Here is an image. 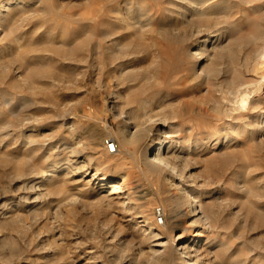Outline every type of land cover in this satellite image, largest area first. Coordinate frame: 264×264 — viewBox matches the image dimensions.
I'll return each instance as SVG.
<instances>
[{
	"label": "rangeland",
	"instance_id": "374dc122",
	"mask_svg": "<svg viewBox=\"0 0 264 264\" xmlns=\"http://www.w3.org/2000/svg\"><path fill=\"white\" fill-rule=\"evenodd\" d=\"M192 1L11 0L2 6L0 237L8 230L16 234L19 253L5 255V249L0 248V264H131L153 244V237L136 226L141 218L152 226L158 225L170 241L181 232L171 220L170 210L175 203L168 199L172 190L164 179L167 172L148 169L140 162L139 153L138 158L128 156L118 139L121 119L141 113L137 103L126 104L127 99L142 97L151 100L148 108L153 110L147 113L159 112L167 120L153 127V138L170 125L181 141L195 137L197 129L192 130L191 124L208 134V139L198 143L199 147L208 145L207 151L196 149L186 155V163H177L183 184H190L200 196L206 211V233L214 237L211 252L207 246L201 247L206 249L202 252L203 264H264V128H260L264 124L260 122L264 120V86H259L251 108L233 115V119L228 116L231 120L223 124L209 110L207 114L197 112L207 96L215 95L213 80L205 83L204 79L188 75L194 64L199 70L201 64L210 61L188 52L199 49L205 37L211 39L219 33L212 38L217 44L215 49L207 51L212 60L217 59L216 68L222 72L218 80H232L236 70L239 72L235 81L255 85L256 65L259 59L264 60V38L257 39L259 30L264 34V0H208L209 11L219 22L201 25L203 34L198 38V27L188 26L196 18L195 10H190ZM9 17L17 28V41L6 29ZM46 32L82 46L71 53L56 54L44 42ZM32 36L35 39L31 40ZM36 60L52 72L31 75L28 67ZM176 109L178 113H174ZM118 111L122 112L120 118ZM172 119L175 123L169 122ZM73 121L85 138L84 155L78 159L49 145L46 149L36 143L25 147L29 138L46 135L48 140L57 139L69 131L66 126ZM65 122L66 126L60 125ZM229 126L240 133H229V141H224L226 138L219 132L229 131ZM106 140L115 143V152L108 154L103 148ZM57 143L55 140L52 144ZM13 144L16 147L8 149ZM67 157L74 160L70 162L75 172L72 175L62 169L61 162ZM90 157L91 166L86 170L84 164ZM55 162V175L46 177L48 180L41 183L39 190L26 192L41 168L45 170ZM95 167L99 175L106 174L117 183L125 177L123 183L132 203H123L126 200L117 198L118 193L111 195L109 183L97 188L96 178L87 181ZM92 188L95 189L89 192ZM33 196L38 200L26 207L25 199ZM211 200L218 203L219 221L208 230L207 225L212 223L208 217ZM133 204L142 217L128 215L124 207L128 209ZM156 206L163 209V223L154 217ZM179 208L181 213L187 209L184 204ZM2 215L6 216L4 220ZM12 237L9 242L14 241Z\"/></svg>",
	"mask_w": 264,
	"mask_h": 264
},
{
	"label": "bare ground",
	"instance_id": "6f19581e",
	"mask_svg": "<svg viewBox=\"0 0 264 264\" xmlns=\"http://www.w3.org/2000/svg\"><path fill=\"white\" fill-rule=\"evenodd\" d=\"M2 1H1L2 2V6H4L6 3H10L11 2V0H2ZM198 1H200V0H193L192 1L193 3L190 4L191 5L190 8H193V9H190V10H192V11L195 10L194 13H195L196 18L194 20H191V21L189 20L190 22L187 21L189 27L190 26L191 27H198L197 28V32L195 34V36L197 38L200 35L203 34V32H202L203 29L199 28L201 25L208 26V24H211V23H216L217 24V22H219V21H215L214 16H213L214 14L212 15L211 12L209 11L208 3H210V2H208V0H203V1L201 0V2H198ZM244 1L246 3L247 2H251V1L256 3L255 2L256 0H244ZM203 4H204V6L202 7ZM2 6H1V8H2ZM1 8H0V11H1ZM219 12H220V10H219ZM15 13H17V12L15 11ZM222 13H224V12H222ZM7 14H9V13H7ZM127 14H129V12H127ZM226 14L228 15V13H226ZM123 17H125V16H123ZM14 18H15V16H14ZM0 20H1L0 23L2 25L3 20L2 19H0ZM4 20L6 21V19H4ZM9 21H10V17L8 18V24H7L6 29H8V33L11 35V37H13L15 39V35H16L15 31H16L17 28L14 25V23H12V22L10 23ZM223 24H225V23H223ZM3 25H5V24H3ZM37 31H39V30H37ZM79 31H80V29H79ZM49 32H46V37H45V39L44 38L43 39H44V42L46 43L47 47L50 50H52L53 52H55L56 54L68 53V52L71 53V52H73L75 50L80 49V47L82 46L80 44L78 45V44L73 43L71 41L65 42V41H63L62 36H60L59 38H54L53 37L54 34L52 35ZM258 33H259V36L257 37V39L260 40L261 38H264V36H260L262 34V30H259ZM17 34L19 35V33H17ZM218 34L219 33L213 34L212 36L216 37V36H218ZM262 35H264V34H262ZM34 37H36V36H32L30 39L32 40V38H34ZM212 38L209 39V37H205L204 39H202L200 41L199 47H198L199 49L195 48L194 52H191V53L188 52V54H190V55H198L199 59H203L205 57H206V59L207 58L210 59V61H206V62H209V64H205V63L201 64V66H199V70H197L194 67V65H195L194 64L193 67H191V69L189 70L188 75H189V77H191V79H196V80H203L204 79L205 83H206V80H208V79H212L213 80L212 85H213V88H214V91H215V93H214L215 95H210V97L207 96L205 98V100L202 101V104L204 106L199 107L197 112L199 113V111L201 110V112L207 114L208 110H209V111H211L213 113V115L216 117L217 120H220L224 124L225 120H231V119H229L230 117H228V116H231V118L233 119L234 118L233 115H235V114L238 115L240 111L245 110L248 107L251 108L252 103H254L253 98H255L257 96V91L259 92V89H260L259 86H264V60H260L259 59V65L258 66L256 65V67H257L256 68L257 77L256 76H254V77H256L257 80L255 81L256 82L255 85L249 86V85H246V81H245V84H241L243 82L240 81V80L239 81H235L234 79L238 76V72H239V71H236V70L233 71L234 72L233 73L234 76L231 75V77H234L232 80L231 79L228 80L226 78L218 80L217 77L220 74L222 75V72L219 71L216 68L217 59L212 60L213 59L212 56H209V54H211V53L207 52L209 50L215 49V45H217V44H214L212 42V41H214ZM69 39H71V38H69ZM22 43H24V42H22ZM262 44H264V43H262ZM256 56H258V55L256 54ZM214 57H216V56H214ZM221 59H223V58H221ZM262 59H264V58H262ZM38 60L31 62L30 66L28 67L29 73L31 75H36V76L37 75H42V76L44 75L45 76L46 74H50V72H52V71L49 70V69H46L44 67L42 68L41 63ZM249 60H250V58H249ZM221 70H224V69H221ZM251 87H253V88H251ZM262 92H264V91H262ZM150 101L151 100L148 101L146 97H142L140 99H127L126 104L127 103L131 104V103L136 102L137 103V107H138V111H140L141 113H140V115L139 114L136 115V116L134 115V117L127 116L126 118H122L121 119V121H120V127L121 128L119 130L118 139L120 141V144L126 149V152H127L128 156H130V157H134L135 156L136 158H138V153H139L141 155V157L139 158L140 162H143L147 166L148 169H152L153 170L154 168H161L162 170L167 172L168 177H166L164 179L166 180L168 188L172 190V194L170 196H168V199H169V201L171 203H175L174 207L171 208V210H170L171 220H172L173 223H177L179 225V226H176V227L179 228L181 232H178L177 234H175L174 240L170 241V238L168 239L165 236L164 231H160L157 228L158 225L152 226V225H150L148 223V221H146V219L144 217H143V219L141 218V220L139 222H137L138 224L136 226L139 228L138 230L147 231L146 233H149L153 237V244H151L146 250L141 251L140 252V256L137 259H133L131 261L132 262L131 264H175L176 260L179 261L176 264H203L204 260H202V258H203V253L202 252H203V250L205 251L206 249L205 248H201V247L202 246H207L208 247V249H207L208 253L211 252L210 248H211V245H213V238L214 237L212 235H210L209 233L208 234L206 233L207 232V230H206L207 229L206 228L207 222L205 221V219H206L205 212L206 211H205L204 206L201 203L200 196L194 192V190H193L194 188L192 189L190 184H183V182L181 181V180H183L182 179V174H181V171H179V169L177 168V163H186L185 162L186 159H187L186 155L188 154V156H189L190 153H193V151L196 150V149H198L199 151L200 150L207 151L206 148H208V145L205 146V147H199L198 143H199L200 140L208 139V134H202L201 131L197 127H195V126H193V124H191V129L192 130L197 129L196 132H195L196 133L195 137L193 136L194 138L192 137L191 139H187L185 141H183V140L181 141V140H179L178 133H176V131H175V127L170 125V126L164 127L165 129L159 130L158 133L156 134V136L153 138L152 135H151V131H152L153 127L155 125H159V124L162 125L167 120L165 119L163 114H161L159 112H152V113H147L146 112V110L150 109V108H148V107L151 106V102ZM114 102H116V100ZM134 107H135V105H134ZM135 108H134V111H135ZM158 108H160V106ZM193 109H194V107H193V105H191L190 106V112H192ZM258 109L260 110V108H258ZM136 110H137V108H136ZM155 110H156V108H155ZM173 111H174V113H175V111H177V113H178L177 109L173 110ZM261 112H264V110H262ZM121 114H122V112L120 111L119 112V118H120ZM134 114H135V112H134ZM223 118H224V120H222ZM235 120H233V121H235ZM73 122H69V124L67 126L65 125L67 122H65L64 124L63 123L60 124L61 126L65 125L66 129H68L69 131H67L65 134H62L60 137H57V139L54 137V138H51L50 140H48V139H46V135H42L41 139H31V138H29V139H27V142L25 141L27 143V146H25V147H30V146H32V145H34L36 143V144H40L41 145L40 147L42 149H46V147H49V146H50L51 149L52 148H56V149L59 148L60 151L64 152L65 154H67V156L77 157V159H78L80 156L84 155L83 144H85L84 143V139L85 138H83V136H82L84 134L81 135V134L78 133L77 128H76L77 127L76 123L75 122L73 123ZM169 122L170 123H175V119H172ZM260 122H264V120H260ZM130 124L133 126L131 129H130ZM186 125H190V122L188 124H186ZM259 125L260 124H258L257 126H259ZM156 127L160 128V126L159 127L156 126ZM232 127H230L229 131H227V132L226 131H220L219 132V136H224V138H226V137H229L228 136L229 133H232L234 135L237 132L240 133V131H238V129L235 131ZM260 128H264V124H261ZM55 140L57 142H59V143L56 144V146H54L52 144L53 141H55ZM227 140H228V138H226L224 141H227ZM112 146L114 147L113 151L115 152L116 151L115 143ZM14 147H16V144H13L8 149H13ZM185 147H187L186 148L187 151H184ZM103 148L106 149L108 154L110 152L111 153L113 152V151L109 150V148L106 145V143L104 144ZM28 155H29V153H28ZM109 157H107V158H109ZM91 159H93V158H91V157L88 158L87 161H86V164H84L87 167L86 170H88L90 168V166H91L89 164L90 162H92ZM71 161H74V160L73 159L70 160V157H67L66 160H62V162H61V164H64V167L62 169H65L66 172L71 173L70 175L75 173V172H72L73 170H72V168H70V162ZM56 163L57 162L51 163V164L49 163L50 167L48 166V168L46 169L45 168L46 166H45L44 167L45 170L43 168H41V171L39 170L40 172L37 173L36 178L34 180H32V182L28 186L26 192H28V193L30 192L31 193V192H35V191L39 190L42 187V186L40 187L41 183L43 181L48 180L46 177L54 176L55 175V171L58 170L57 169L58 166H57ZM68 173L67 174L65 173V174L68 175ZM95 178L97 179V183L99 184V186L97 188H101L103 185L109 183V186H111V189H110L109 193L111 195H112V193H116V194L118 193L117 195H119V196L116 195L117 198H123V199L126 200V202L122 201L123 203H128V204L132 203V202H130V199H132V197L131 198L129 197V192L126 191L125 183H123V180H125V177L124 178L122 177L123 178V179H121L122 181L117 183V181H113V179L112 180L108 179V176L106 174L99 175L98 174V168L95 167L94 171L90 174V178H87V181H91V180H93ZM127 186H128V183H127ZM94 189L95 188L90 189L89 192L93 191ZM25 200H26L25 206L28 207L30 204H33V203H35L38 200V196H33V197H30V198L25 199ZM180 204H184L185 208H187L185 210V212H183V213H181V209L179 208ZM217 204L218 203H216L215 200H211L208 203V217L212 220V223L207 225L208 226V230H209V228H215L216 226L213 223H216V222L219 221V218H218L219 215H218V211L216 209ZM134 205L135 204H133L132 206L128 205V209H126L124 207V209L127 210L128 215L132 216V217H135L137 215V213L140 211L139 210L137 212L138 208L136 207L137 208V210H136ZM29 213H30V211H29ZM13 214L15 215L16 213H13ZM2 217H3V220H4V217H6V216L2 215ZM136 217H142V216H140V214H139ZM128 218L129 217H127V219ZM5 223H7V222H5ZM136 226H135V228H137ZM3 228H5V227H3ZM15 229H16V227H15ZM15 229H12V230L17 233L18 231L15 230ZM184 231H187V232H184ZM142 235H143V233H142ZM12 236L14 237V239H13L14 241L9 242V241H11V240H9V238L12 237ZM31 237H32V235H31ZM17 240H18L17 235L16 234H14V235L11 234V230L10 231L8 230V232L6 231V232H4L1 235V237H0V248L3 247L5 249L4 250L5 252H3L5 255H10V256L18 255V253H19L18 249L19 248L16 245L17 244L16 243ZM220 247H221V245H220ZM71 248H73V247H71ZM59 250H60V248H59ZM207 251L205 253H207ZM30 260H32V259L30 258Z\"/></svg>",
	"mask_w": 264,
	"mask_h": 264
},
{
	"label": "built area",
	"instance_id": "2783aa9c",
	"mask_svg": "<svg viewBox=\"0 0 264 264\" xmlns=\"http://www.w3.org/2000/svg\"><path fill=\"white\" fill-rule=\"evenodd\" d=\"M106 145L108 146L110 151H113V141H105ZM154 217L156 218L157 222L163 223V218H164V212L163 209L160 206H156L154 209Z\"/></svg>",
	"mask_w": 264,
	"mask_h": 264
}]
</instances>
